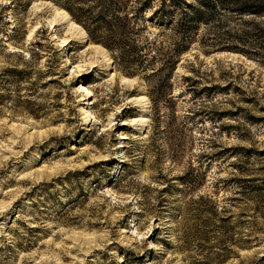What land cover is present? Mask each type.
<instances>
[{"label":"rangeland","instance_id":"1","mask_svg":"<svg viewBox=\"0 0 264 264\" xmlns=\"http://www.w3.org/2000/svg\"><path fill=\"white\" fill-rule=\"evenodd\" d=\"M110 1L0 0V264H264V33L190 30L167 84L162 1L120 0L139 65Z\"/></svg>","mask_w":264,"mask_h":264},{"label":"trees","instance_id":"2","mask_svg":"<svg viewBox=\"0 0 264 264\" xmlns=\"http://www.w3.org/2000/svg\"><path fill=\"white\" fill-rule=\"evenodd\" d=\"M161 1L162 6L156 11L155 15L159 16V19L161 20H167L166 22L169 25L170 30H174L179 36L175 48L171 51L169 58L166 61L165 59L163 60L164 63L162 64L163 67L161 69L167 70V81L165 82L167 84L168 82L170 83L172 79L173 73L177 67L179 56L190 45V30L196 27H206L209 26V24L215 25L219 28L225 27L227 26V20L233 18L231 16L236 15L244 25H249L250 28L256 30V32L264 33V21H258L259 18H264V0H192V2L190 0ZM110 3L111 4L108 6V15L106 14L96 18L94 25L96 26L95 30L91 31L85 22H82V24L88 29V32H90L92 37H95V34L100 31L107 33L106 37L100 36L98 40H100L107 49L120 53L124 62H128L129 65H139L142 56L141 54L146 52L147 47L138 44L134 45L133 42H130L131 38L129 35L133 27L131 19H129L128 16L122 17V15H120V12L124 10V6L121 5L120 0H112ZM113 6H116V8H113ZM66 10L75 16L76 12L73 9L66 7ZM140 11L145 12L146 7L139 9V12ZM174 17L176 19H174ZM245 17H251V19H245ZM220 18H222V20H220ZM112 19L115 20L116 25H119V32H117L114 23L109 21ZM133 30L137 29L133 28ZM242 32L245 35L249 34V31L246 32L243 30ZM232 40L234 41V39ZM229 48L241 51V47L237 45L230 46ZM155 50L157 49H150L151 52H154ZM156 104H158L157 101Z\"/></svg>","mask_w":264,"mask_h":264},{"label":"bare ground","instance_id":"3","mask_svg":"<svg viewBox=\"0 0 264 264\" xmlns=\"http://www.w3.org/2000/svg\"><path fill=\"white\" fill-rule=\"evenodd\" d=\"M62 43H63V45H65V44L67 43V41L63 40V42H62Z\"/></svg>","mask_w":264,"mask_h":264}]
</instances>
